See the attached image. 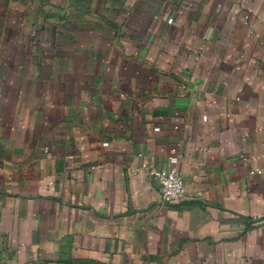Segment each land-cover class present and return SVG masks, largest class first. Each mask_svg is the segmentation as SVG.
<instances>
[{
  "label": "crops",
  "instance_id": "0c3cea01",
  "mask_svg": "<svg viewBox=\"0 0 264 264\" xmlns=\"http://www.w3.org/2000/svg\"><path fill=\"white\" fill-rule=\"evenodd\" d=\"M263 166L264 0H0V264H264Z\"/></svg>",
  "mask_w": 264,
  "mask_h": 264
},
{
  "label": "built area",
  "instance_id": "2783aa9c",
  "mask_svg": "<svg viewBox=\"0 0 264 264\" xmlns=\"http://www.w3.org/2000/svg\"><path fill=\"white\" fill-rule=\"evenodd\" d=\"M134 172L143 173L155 182L158 187L162 204H174L184 200L186 194L185 182L182 175L175 169L156 170L153 166L147 163H141L134 169ZM250 175L264 177V166L251 171Z\"/></svg>",
  "mask_w": 264,
  "mask_h": 264
}]
</instances>
